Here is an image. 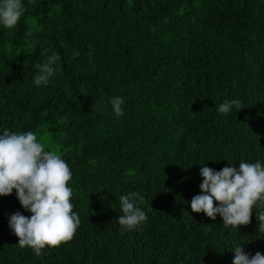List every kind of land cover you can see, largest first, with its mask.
<instances>
[{"label": "trees", "instance_id": "trees-1", "mask_svg": "<svg viewBox=\"0 0 264 264\" xmlns=\"http://www.w3.org/2000/svg\"><path fill=\"white\" fill-rule=\"evenodd\" d=\"M0 24V135L33 132L69 166L71 241L21 248L9 228L16 192L0 196V264H232L264 254L256 216L225 228L193 213L200 170L264 165V0H22ZM60 56L47 85L34 65ZM122 97L124 115L110 99ZM243 109L224 115L225 100ZM138 192L147 219L118 223Z\"/></svg>", "mask_w": 264, "mask_h": 264}, {"label": "clouds", "instance_id": "clouds-1", "mask_svg": "<svg viewBox=\"0 0 264 264\" xmlns=\"http://www.w3.org/2000/svg\"><path fill=\"white\" fill-rule=\"evenodd\" d=\"M25 7L22 0H0V24L13 29L21 19ZM60 56L53 52L46 62L34 65L37 73L33 78L36 86L47 85L54 76V65ZM113 114L124 115V99H110ZM236 108L243 109L239 99L225 100L217 111L227 115ZM201 194L191 199L193 213H204L212 221L217 215L225 228L248 225L252 209L259 202L264 208V165L257 161H240L239 169L224 167L216 171L207 166L200 170ZM72 173L68 164L55 152L45 151L37 136L29 131L18 134L4 130L0 135V196L16 192L21 206L31 213L30 217L19 211L9 216V228L18 237L21 248L31 247L36 256L42 255L45 247L56 248L73 239L80 225V218L73 212L70 202L72 189L68 182ZM144 197L138 192H129L119 197L122 215L118 223L125 231L131 230L147 216L138 206ZM258 232L264 233V210L256 216ZM232 264H264V254L259 251L249 256L243 247L235 248Z\"/></svg>", "mask_w": 264, "mask_h": 264}]
</instances>
